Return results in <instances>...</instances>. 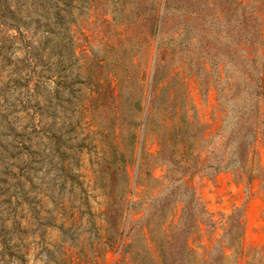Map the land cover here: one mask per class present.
Segmentation results:
<instances>
[{
    "label": "rangeland",
    "instance_id": "obj_1",
    "mask_svg": "<svg viewBox=\"0 0 264 264\" xmlns=\"http://www.w3.org/2000/svg\"><path fill=\"white\" fill-rule=\"evenodd\" d=\"M159 2L0 0V264H264V0Z\"/></svg>",
    "mask_w": 264,
    "mask_h": 264
},
{
    "label": "trees",
    "instance_id": "obj_2",
    "mask_svg": "<svg viewBox=\"0 0 264 264\" xmlns=\"http://www.w3.org/2000/svg\"><path fill=\"white\" fill-rule=\"evenodd\" d=\"M38 2V4L40 5H48L51 6L56 0H36ZM162 0H160L159 4L157 5V8L155 9L154 12V20H155V30L157 31L158 27H159V23L162 19ZM262 43V42H260ZM260 89L263 90V87H261ZM254 137H252L251 139L247 140L245 142V147H244V151H245V155L248 159V157L250 156L251 153V145L253 143ZM221 169L220 168H216L215 169V173H218ZM261 180L264 186V169H263V173L261 174Z\"/></svg>",
    "mask_w": 264,
    "mask_h": 264
},
{
    "label": "built area",
    "instance_id": "obj_3",
    "mask_svg": "<svg viewBox=\"0 0 264 264\" xmlns=\"http://www.w3.org/2000/svg\"><path fill=\"white\" fill-rule=\"evenodd\" d=\"M209 211H210V214H218L220 212L218 210H213L212 208L209 209Z\"/></svg>",
    "mask_w": 264,
    "mask_h": 264
}]
</instances>
